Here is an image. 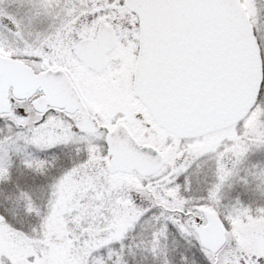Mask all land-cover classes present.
I'll use <instances>...</instances> for the list:
<instances>
[{"label":"snow or ice","instance_id":"snow-or-ice-1","mask_svg":"<svg viewBox=\"0 0 264 264\" xmlns=\"http://www.w3.org/2000/svg\"><path fill=\"white\" fill-rule=\"evenodd\" d=\"M0 264H264V0H0Z\"/></svg>","mask_w":264,"mask_h":264}]
</instances>
